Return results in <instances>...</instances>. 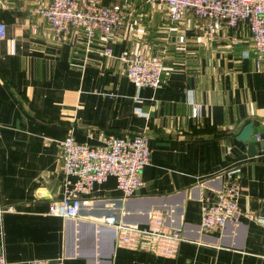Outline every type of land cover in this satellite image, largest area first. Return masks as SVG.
I'll return each mask as SVG.
<instances>
[{
	"label": "crops",
	"instance_id": "obj_1",
	"mask_svg": "<svg viewBox=\"0 0 264 264\" xmlns=\"http://www.w3.org/2000/svg\"><path fill=\"white\" fill-rule=\"evenodd\" d=\"M48 1L0 0V245L9 264H264V59L256 64L246 26L221 27L209 39L190 10L169 23L164 6L114 0L126 16L106 57L98 35L88 50L75 29L59 41L34 10ZM137 50L164 52L158 88L136 89L128 78L120 55ZM250 121L263 125L253 155L237 138ZM71 128L92 145L146 132L150 160L131 196L110 175L82 194L89 201L78 216L50 213L64 192L60 142ZM233 166L239 210L222 229L204 231L201 205L229 185ZM110 214L186 239L140 240L106 222Z\"/></svg>",
	"mask_w": 264,
	"mask_h": 264
},
{
	"label": "built area",
	"instance_id": "obj_2",
	"mask_svg": "<svg viewBox=\"0 0 264 264\" xmlns=\"http://www.w3.org/2000/svg\"><path fill=\"white\" fill-rule=\"evenodd\" d=\"M150 4L164 6L169 23L178 21L186 11L201 21L203 33L212 39L221 27L236 28L245 23L252 40V49L256 64L264 59V0H145ZM51 23L59 41L66 33L75 29L85 39L86 49H91L98 35L101 45L100 53L106 57L113 56V49L108 44L110 38L122 25L126 16L121 2L105 3L100 0H50L46 4L34 7ZM7 24L0 20V38L6 37ZM179 42H185L184 34L178 35ZM243 55L248 56L245 50ZM126 63V74L136 89L149 86L153 89L161 85L166 70L165 54H153L147 51L125 52L120 55ZM200 104H194V113H199ZM1 136V131H0ZM259 137V134H256ZM62 147V167L65 173L63 196L50 203V213L76 217L84 203L82 194L92 191L112 175L124 197L131 196L142 184L141 172L149 163L150 148L148 136L140 131L131 136L108 134L99 144L92 145L76 139L73 129L60 142ZM238 166L227 170L231 175L229 185L218 191L215 198L203 202L200 208L199 225L202 230L222 229L227 221L239 210L240 194ZM13 205L5 209H13ZM264 226V214L257 217ZM106 222L122 230L139 235L140 240L164 238L174 244L186 237L178 229L157 230L147 227L128 225L116 222V216L105 217ZM139 240V241H140ZM138 244V243H137ZM264 256V253H263ZM48 258H33L28 264H51ZM0 264H9L4 246L0 245Z\"/></svg>",
	"mask_w": 264,
	"mask_h": 264
},
{
	"label": "water",
	"instance_id": "obj_3",
	"mask_svg": "<svg viewBox=\"0 0 264 264\" xmlns=\"http://www.w3.org/2000/svg\"><path fill=\"white\" fill-rule=\"evenodd\" d=\"M262 128H263V125H254V123L250 121V122H247L242 127L240 132L237 134L238 139L248 142V148H249L250 155L255 154V149H254L255 135L254 134H257L258 132H260Z\"/></svg>",
	"mask_w": 264,
	"mask_h": 264
},
{
	"label": "trees",
	"instance_id": "obj_4",
	"mask_svg": "<svg viewBox=\"0 0 264 264\" xmlns=\"http://www.w3.org/2000/svg\"><path fill=\"white\" fill-rule=\"evenodd\" d=\"M112 1H114V0H111V1L106 0L105 3H109V2H112ZM114 2H116V1H114ZM243 24L246 26L245 23H241L240 25H243ZM226 28H227V27H226ZM228 29H234V28H228ZM246 29H247V26H246ZM247 30H248V29H247Z\"/></svg>",
	"mask_w": 264,
	"mask_h": 264
},
{
	"label": "rangeland",
	"instance_id": "obj_5",
	"mask_svg": "<svg viewBox=\"0 0 264 264\" xmlns=\"http://www.w3.org/2000/svg\"><path fill=\"white\" fill-rule=\"evenodd\" d=\"M109 1H111V0H109Z\"/></svg>",
	"mask_w": 264,
	"mask_h": 264
}]
</instances>
